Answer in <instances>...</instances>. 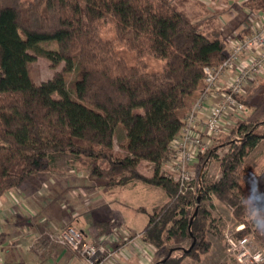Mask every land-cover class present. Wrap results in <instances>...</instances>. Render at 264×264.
Masks as SVG:
<instances>
[{"label":"trees","instance_id":"trees-1","mask_svg":"<svg viewBox=\"0 0 264 264\" xmlns=\"http://www.w3.org/2000/svg\"><path fill=\"white\" fill-rule=\"evenodd\" d=\"M231 1H241L249 13L264 12V0L221 3ZM187 2L0 0V16L10 15L21 31L0 29V197L51 170L56 154H70L73 162L90 167L91 176L106 178V189L140 181L165 192V203L143 208L148 221L142 239L160 256L156 264H181L187 257L199 261L210 250L207 234L221 233L203 204L212 197L243 224L235 234L248 235L264 250L259 204L264 201V151L250 155L264 139V128L249 113L222 137L228 148L221 157L211 149L198 154L202 168L219 160L217 179L207 182L200 169L195 180L181 186L162 169L172 154L171 141L206 87L204 68L222 63L232 33L246 34V28L225 30L220 15L212 20L191 14ZM104 24L112 37L102 34ZM46 41L57 45L46 54L64 64L36 83L26 71L34 57L30 50ZM149 58L162 60L161 68L151 69ZM70 71L75 78L68 85ZM237 98L247 107L254 104L242 94ZM117 128L124 132L119 150ZM185 240L187 247L181 244Z\"/></svg>","mask_w":264,"mask_h":264},{"label":"rangeland","instance_id":"rangeland-1","mask_svg":"<svg viewBox=\"0 0 264 264\" xmlns=\"http://www.w3.org/2000/svg\"><path fill=\"white\" fill-rule=\"evenodd\" d=\"M201 1H203V3ZM200 2L203 4V6H200ZM222 4L223 3H221V0H215V1L188 0V2L186 3V9L191 14L199 13V15L213 18L212 20H214V18L217 15L218 16L220 15L219 17L220 20L218 22L221 26H223L225 30H228L227 29L228 27H230L232 30L235 29L236 31L240 30V24L242 21L245 20L244 13L242 11L246 12L247 9L244 10L241 1H233V3L231 1L227 5L224 4L222 5ZM218 7L222 8L223 10L217 9ZM219 10H222L223 12L220 13ZM0 29L7 30L12 34L21 33V31L17 29L16 26L13 24L12 17L7 13H3L0 16ZM102 34L107 38L113 36V32L109 24H104L102 26ZM56 49H57V45L55 42L46 41L39 43L38 49L30 50L34 55V57L27 66L28 69L26 68V71L30 73L31 78L36 83H39L40 81L52 77L54 72L60 71L62 69L64 64L63 61L53 62L52 58L49 56L50 54H46L47 50L55 51ZM125 57L128 61H132L131 55L129 53H126ZM148 62L150 64L151 69L157 70L161 68L162 60L160 59L149 58ZM74 78H75L74 71H70L66 73L65 75L66 84L70 85L73 82ZM241 94L245 100L254 102V104L248 106L249 108L246 114L249 113L250 118L253 121L260 122L258 128L260 130L263 129L264 128V76L257 77L253 81H250L247 84H245V86L241 91ZM246 114L239 113L238 111L235 110L231 114L226 116L223 125L216 134L210 137L209 136L203 137L205 143L208 144L207 148L203 152H205L207 149H211V151L216 150L217 156L221 157L228 148L226 145L222 144L223 143L222 137H224L228 133L230 127L236 122L238 118H244ZM123 141H124V132L122 131V129L117 128L115 133V141H114V146L116 150H119V145ZM263 151H264V139H262V141L258 144V146L253 151H251L250 155H255ZM72 158L73 156H71L70 154H56L55 160L51 163L52 171L46 175H49L50 177L51 175L55 177L57 176V178L60 177V179L65 177L68 178L71 177L70 169H73L75 170V172H79L80 174L84 175L86 179H89L90 167L86 165H81L78 162H73ZM203 163L204 162L200 161L199 159H196L189 166V171L191 176L193 177V180H195V178L198 177V173L200 169L201 170L203 169V171H205V180L207 182L215 180L220 176L221 173L220 162L218 159H211L207 163L205 168H202ZM261 166H264V158L261 159ZM149 169L150 166L146 165L144 171L145 172L149 171ZM93 177H94L93 180L91 179L90 181H88V183L92 184L93 187L101 186L104 180H106V178L104 177H95V176ZM61 183L62 182H60L59 187L56 186L55 188L49 187L46 188L45 191H43V189L39 191V188L37 189V187L34 186L37 184V181L36 182L29 181L24 184L21 190L17 191L18 193L16 195L21 199H23V201H25L24 203L28 202V197L32 196V200H29V202L32 207L31 210L33 211L30 212L28 215L22 214L21 217L22 219L25 220H21L15 226L16 229H19L18 231L21 232V237H19L17 240H14V242L10 240L11 244L8 243L6 246L8 248L4 247L0 249V258L2 260L7 261V260L21 259L24 262L37 263L36 255H34L32 251H30L29 249L32 243V237L26 236L28 234L32 235V232L34 231L33 221H37L38 224L41 223V225H43L50 232V234L54 235L58 233V230H56V228L58 227L57 225L60 224V220H62L61 215L56 213L54 209L62 208L63 210H66L65 211L66 213H70L71 215H73V211H72L73 200L72 203H70L69 200V199H73V189L69 191L60 189L62 185ZM150 194L151 193L148 194L138 191L136 195L131 194L132 196L128 198L126 202L123 201L122 203L120 197L125 195V193L123 192L121 195H114L113 198L116 199V201L113 202L115 204V207L112 206V209L122 210L124 206L123 203H126L127 206L126 211H129V208L135 205H140V204L154 205L156 201L158 203V201L161 199L162 196L161 193V195L157 197V200L153 201L150 200V198L148 197L150 196ZM44 195H46V198L41 197ZM32 201H34L33 205H32ZM38 202L39 204H37ZM203 204L209 210L211 219L213 220V224L215 226H218V228L221 230V233L217 234V230H216V234L215 231L213 232L211 231L207 234V238L211 242V248L207 253L201 256V259L199 261H195L187 257L183 260L181 264H219L220 262L231 260L230 253L227 251L226 248L225 235L235 234L236 232L235 228L239 224L235 222L229 209L214 197L204 200ZM259 204H260V208H264V201L259 202ZM27 226H29V228ZM68 226L73 227V225L64 224L63 226H61L60 230ZM12 228L15 229L14 227ZM252 240L253 243H255L254 239ZM59 243L65 249H69L72 253L74 252L73 249H71V247L66 243L64 242L63 243L59 242ZM181 244L187 247L188 241L185 240L181 242ZM7 250L9 253L6 252ZM44 253L47 256L50 253V251L47 252L44 250ZM159 258L160 256L156 255V259L154 260V262L159 260ZM50 260L52 262H50ZM50 260H48V262H50L51 264L59 263L58 260H56L55 256L53 260L52 259Z\"/></svg>","mask_w":264,"mask_h":264},{"label":"crops","instance_id":"crops-1","mask_svg":"<svg viewBox=\"0 0 264 264\" xmlns=\"http://www.w3.org/2000/svg\"><path fill=\"white\" fill-rule=\"evenodd\" d=\"M242 12L244 13L245 20L241 22L240 28H246L245 33L249 34L250 31L259 24L261 13ZM228 51L229 46L227 47V52ZM233 73L234 72L220 78V81L217 83L219 89L224 87L232 79ZM215 98L217 97L211 95L208 105L212 104ZM205 115L206 114L202 116ZM51 171L52 169L38 173L31 182L37 181V184L34 186H36L37 189L39 188V191L41 189L45 191L46 188L49 187H59L60 182H62L60 189L66 191L73 189V199H69L70 203H72L73 200V215L66 213V210L62 208L54 209L62 218L60 224L57 225L58 227L56 228L58 233L61 226L70 224L82 233L86 242L94 244L103 243L108 251V257L103 264L155 263L156 254L154 247L142 239V232L148 221L147 214L143 208L151 210L153 207L167 201V196L161 188L140 181H134L124 186H114L108 189L104 188L102 185L93 187L92 184L88 183V181L94 179L91 175H89V179H86L84 175L70 169L71 177L60 179V177L57 178V176L51 175L50 177L46 175ZM22 188L23 186L21 188L9 190L0 197V249L4 247L8 248L6 246L8 243L11 244L10 240L14 242V240L21 237V232L18 231L19 229H16L15 226L21 220H25L22 219V214L28 215L33 211L31 210L32 207L29 202V200H32V196L28 197V202L24 203L25 201L16 195L18 193L17 191ZM138 191L148 194L151 193L148 197L153 201L157 200V197L161 195V193L162 196L158 203L156 201L154 205H135L130 207L129 211H126V203H123L124 206L122 210L112 209V206L115 207L113 202L116 201V199L113 198L114 195H121L124 192L125 195L120 197L122 203L123 201L126 202L132 195H136ZM41 197L46 198V195ZM33 202L34 201H32V205ZM37 204H39V202ZM33 222L34 231L32 235L28 234L26 236L32 237V243L29 249L37 257V263L35 264H51L50 262L52 261L50 259L53 260L54 256L56 260H58V264H83V260L76 253H72L69 249H65L60 245L57 240L58 233L52 235L41 223L38 224L37 221ZM27 227L29 228V226ZM44 250L47 252L50 251V253L46 256ZM6 252L9 253L8 250ZM48 260H50V262H48ZM16 261L23 260H7L6 262Z\"/></svg>","mask_w":264,"mask_h":264},{"label":"built area","instance_id":"built-area-1","mask_svg":"<svg viewBox=\"0 0 264 264\" xmlns=\"http://www.w3.org/2000/svg\"><path fill=\"white\" fill-rule=\"evenodd\" d=\"M260 13L259 24L249 34L239 37L235 32L229 36V51L222 63L204 68L206 87L186 117L179 134L171 141V157L162 165V169L172 174L181 186H186L193 180L189 166L208 146L203 137L216 134L226 116L233 111L243 114L248 112L246 104L237 96L241 94L245 84L264 76V12ZM232 72V79L219 89L217 83L220 78ZM211 95L217 98L208 105ZM204 114L206 115L202 116ZM239 119L242 118L237 120ZM242 228L243 224H239L235 231ZM57 237L59 242H64L73 249L83 260V264H103L108 257L103 243L86 242L82 233L74 227L61 229ZM225 239L227 251L236 264H264V250L255 247L248 235L238 237L236 234H226ZM0 264L34 263L6 262L0 258Z\"/></svg>","mask_w":264,"mask_h":264},{"label":"water","instance_id":"water-1","mask_svg":"<svg viewBox=\"0 0 264 264\" xmlns=\"http://www.w3.org/2000/svg\"><path fill=\"white\" fill-rule=\"evenodd\" d=\"M198 201H199V198H198ZM196 212H197V207H196V209H195V211H194V213H193V216H192V218H191V220H190V224H191V222H192L193 217L196 215ZM189 249H190V248L184 249V251H189ZM172 251H173V250L171 249V250L168 252L166 258L169 257V256L171 255ZM166 258H163V259L160 260V261H164V259H166ZM156 263H157V262H155L154 264H156Z\"/></svg>","mask_w":264,"mask_h":264}]
</instances>
